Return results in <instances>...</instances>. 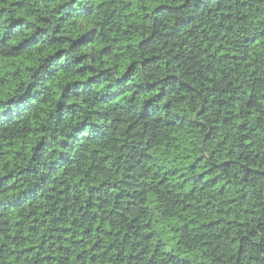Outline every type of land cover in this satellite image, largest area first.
Wrapping results in <instances>:
<instances>
[{"label":"trees","instance_id":"obj_1","mask_svg":"<svg viewBox=\"0 0 264 264\" xmlns=\"http://www.w3.org/2000/svg\"><path fill=\"white\" fill-rule=\"evenodd\" d=\"M258 3L195 0L192 14L165 41V56L172 54L166 67L187 64L205 80L209 95L198 116L242 107L248 117L230 146L218 132L204 136L210 147H227L222 159L201 167L200 155L185 170L181 118L179 128L165 125L170 131L163 140L129 125V141L150 147L127 168L126 157L101 138L65 139L41 173L37 157L55 144L49 121L78 118L77 101H86L77 89L113 71L94 67L97 54L106 62L135 51L143 54L139 68L157 63L160 57L148 54L141 39V20L181 13L185 5L161 3L146 15L137 0H93L83 8L77 0H0V264H209L210 255L216 264H246L236 234L248 221L259 228L264 220V30L252 28L264 24V15L252 19L262 11ZM93 45L95 54L87 51ZM136 67L123 68L117 83ZM221 68L226 71L214 75ZM230 119L225 115L220 127ZM116 147L126 151L128 142ZM160 158L166 163L149 170ZM106 173L116 179L99 183Z\"/></svg>","mask_w":264,"mask_h":264},{"label":"clouds","instance_id":"obj_2","mask_svg":"<svg viewBox=\"0 0 264 264\" xmlns=\"http://www.w3.org/2000/svg\"><path fill=\"white\" fill-rule=\"evenodd\" d=\"M93 0H77V3L83 8L90 5ZM161 3L172 5L184 4L185 7L181 13L170 14L162 11L158 15H149L152 9ZM250 5L256 3V0H249ZM138 6H146V15H149V23L147 20H141L142 35L141 39L147 41L146 52L150 55H157L160 60L155 64L146 65L139 68L138 64L143 54L139 52L125 53L123 59L116 57L108 59L106 62L97 54V63L94 67H110L113 71L105 74L100 78L99 82L94 85L81 86L77 89V93L82 96V100L86 103L77 101L80 104L82 112L78 118H68L55 123V115L53 120L49 121L50 131L55 140L54 145H48L47 151L42 152L36 161V167L43 173L52 164L53 160L59 157V153L55 151V145L61 140H82L84 138L93 139L101 138V142L115 148L114 155H122L126 157V162L121 163L125 168L131 164H135L136 160L150 147L148 142L141 140L129 141L125 133L128 132V126L132 125L137 132L147 133L149 129L154 134H160V139L169 135L165 125L175 123L180 127L181 118L183 119L184 144L179 154L180 164L187 168L188 164L193 163L200 155L205 157V163L201 167H207L209 163H215L216 160L222 159L223 153L227 147L216 148L203 143L205 135L219 133L220 140L225 146H230L231 141L236 139L240 134L239 125L248 119L246 113H243L242 107L237 109L235 114L229 109L225 111H217L211 118L197 115L201 111V107L205 105V97L209 95L205 91L207 87L205 80L193 75V71L189 70L187 64H181L179 68L175 64L166 67V63L171 59L172 54L165 56L167 48L165 41L169 40V33H173L179 26L181 19L186 15L192 14V5L195 0H137ZM261 8V13L254 15L253 20L258 15H264V0H259L257 4ZM55 7V5H53ZM56 26L53 19L51 24L46 27L51 33ZM253 29L264 30V24L253 23ZM155 33L152 40H147L149 36ZM247 35V33H246ZM261 44L264 45V37L261 38ZM96 45L91 46L87 51L95 54ZM68 55H72L69 53ZM136 63L137 67L130 73V79L127 82L119 80V76L130 63ZM117 64H122L123 68L117 70ZM218 71H226L225 68L214 69V75ZM98 75V73H94ZM178 77L179 79H166L169 75ZM79 79L80 77H75ZM86 79V77H85ZM191 85L193 91L188 86ZM120 91H124V95L119 99H110L113 93L119 95ZM197 92L200 94L197 95ZM104 98L103 101L101 98ZM264 112V109H261ZM225 115L231 117L226 128L220 127V121ZM80 120L86 121L84 127H77ZM213 120L216 124L213 125ZM110 125V127H109ZM199 125V126H198ZM151 144H155V135L149 137ZM128 142L126 151L121 152L116 145H123ZM206 149L201 153V147ZM217 156L211 162L208 157L213 153ZM152 155H158L157 149L153 148ZM73 155V153H68ZM184 157H187L185 160ZM166 163L164 158L153 160L148 166L149 170L155 171V168ZM55 166V165H53ZM115 170L113 169V172ZM105 179L114 180L116 177L113 173H106L98 178V182L102 183ZM243 223V221H241ZM247 236L246 241H242V237ZM237 242H242L246 264H264V220L260 221V227H256V221H248L244 227L239 229L235 237ZM231 251V250H230ZM227 255V254H225ZM161 259H165L161 257ZM225 256H221L219 260L222 262ZM209 264H216V258L210 255Z\"/></svg>","mask_w":264,"mask_h":264}]
</instances>
